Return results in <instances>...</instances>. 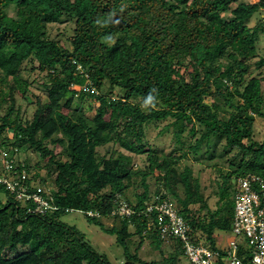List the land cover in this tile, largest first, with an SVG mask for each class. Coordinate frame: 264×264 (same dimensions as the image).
I'll return each instance as SVG.
<instances>
[{
	"label": "trees",
	"instance_id": "16d2710c",
	"mask_svg": "<svg viewBox=\"0 0 264 264\" xmlns=\"http://www.w3.org/2000/svg\"><path fill=\"white\" fill-rule=\"evenodd\" d=\"M259 11L264 0H0V145L16 152L34 148L51 178L48 189L22 180L28 193L48 202L42 212L0 184L6 197L0 199V264H111L62 220L79 211L115 236L122 264H181V246L160 238L157 214L112 215L132 186L142 188L135 202L124 197L132 209L143 210L155 197L174 199L190 227L219 249L215 234L231 230L236 179L264 177V141L254 137L256 119H264V73L247 80L253 68L264 69L256 49L264 22L247 25ZM67 24V45L51 38L54 26ZM29 59L43 74L46 100L37 97L33 118L23 120L14 96L28 100L29 82L20 71ZM153 89L157 103L142 107ZM84 98L98 102L93 116L73 108ZM163 120H171L162 131L173 128L179 156L159 154L146 142L147 127ZM220 140L223 151L236 152L221 174L219 207L211 211L190 167L177 166ZM105 146L109 157L98 152ZM115 147L146 155V164L134 169L133 157ZM14 166L20 174L29 171ZM155 172L152 199L148 179ZM104 218L119 225L106 227ZM144 241L159 254L163 243H174V250L168 259L148 261L139 255Z\"/></svg>",
	"mask_w": 264,
	"mask_h": 264
},
{
	"label": "rangeland",
	"instance_id": "374dc122",
	"mask_svg": "<svg viewBox=\"0 0 264 264\" xmlns=\"http://www.w3.org/2000/svg\"><path fill=\"white\" fill-rule=\"evenodd\" d=\"M246 3H253L254 0H243ZM12 14V13H11ZM260 20L264 22V11H259L255 15H253L247 22V25L253 27ZM71 25H60L54 26L50 30L51 38L57 39L62 43L66 44L68 37L71 35ZM256 49L258 51V56L264 58V35L261 34L259 41L256 45ZM259 58H256L254 61H257ZM35 64L32 59L26 60L22 63L21 66V77L29 82V92L27 93L28 100H25L21 97L20 93L15 94V109L19 111V117L23 120H30L33 118V115L36 112V103L37 97H40L42 101H45V95L43 94L40 83L43 78V74H39L38 71L34 70L33 67ZM264 73V69L253 68L247 77V80L253 77H259ZM73 108L81 109L86 112L88 116H93L96 108L98 107V102L95 100H91L89 98H84L83 100H74ZM171 123V120H163L158 122L156 125H150L146 129V142L148 145L157 151L159 154L164 155H172L179 156L181 154L180 150L175 145L174 136H173V128L169 127L167 130L162 131L165 126H168ZM254 137L257 141H264V119H256L255 122V131ZM196 138V137H195ZM195 138H189V142H192ZM223 140L214 141L211 145L206 146L205 144L202 146V153L197 158H194L193 155H189L187 160L181 161L177 170L181 171L185 166L190 167L191 169V178L197 179L200 185V192L203 194L204 200L207 201L209 210L213 211L219 207V197L217 195V189L219 185L222 183L221 174L227 171V166L235 154L236 150L223 151ZM116 150L123 151L127 155H131L133 157V168L139 169V167H143L146 164V155H134L126 152L119 147H115ZM0 150L3 151V154L0 153V173L4 170V160L9 157L13 163H18L25 165L29 171L26 173V176L31 179L32 186H38L41 189L50 188V172L46 165V162L41 160L39 154L35 152L34 148H27L16 152L14 148L11 147H2L0 145ZM110 146L98 148V152L101 155H105L109 157ZM55 153H60L61 149L59 147H54ZM217 163V166L214 164ZM36 175L37 178H36ZM155 176L157 173L155 172L153 178L148 179L150 196L153 199L154 189H155ZM43 180L44 182L40 181ZM142 192L141 187L132 186L129 190H127L126 195L123 196L127 198V200L131 202H135V195L140 194ZM0 199L2 202L6 201V197L3 194H0ZM173 202L176 200L171 199ZM190 209L192 211H198V205H191ZM207 210L202 211V215H205ZM62 220L72 226H75L81 232H83L87 238V240L91 243V245L100 253L105 254L111 264H122V253L123 250L120 246H118L115 242V236H111L109 234H105L101 231L97 226L91 225L87 222L85 217L82 214L77 212L66 214L62 217ZM102 222L106 227H112L113 225H119V221H115L113 218H104ZM129 231L131 233H135V228L130 227ZM218 245L222 248L225 245V238L227 234H223L217 232L215 234ZM137 240V237L134 236L132 241ZM143 249L140 250L139 255L141 258L145 260H154L160 262L162 257L169 258V254H171L174 250V243H163L162 244V253L159 254L158 250L151 248L148 244V241H144ZM162 256V257H161ZM181 264H187L184 258H181Z\"/></svg>",
	"mask_w": 264,
	"mask_h": 264
},
{
	"label": "built area",
	"instance_id": "2783aa9c",
	"mask_svg": "<svg viewBox=\"0 0 264 264\" xmlns=\"http://www.w3.org/2000/svg\"><path fill=\"white\" fill-rule=\"evenodd\" d=\"M0 153L3 154V151L0 150ZM3 168L0 184L5 185L17 201H33L37 204L34 212L50 208L40 195L27 192V187L22 183V180L29 178L25 170L21 174L17 172L9 157L4 160ZM233 201L231 230L225 238V245L222 248L219 246V249H213L203 233L195 232L190 227L171 199L155 197L138 212L126 200L119 198L112 215L129 218L144 214L150 218L157 214L160 238L178 242L187 264H215L217 260H221L222 264H264V177L247 174L237 178ZM87 214L98 216L92 211ZM151 224L149 220L148 225Z\"/></svg>",
	"mask_w": 264,
	"mask_h": 264
},
{
	"label": "clouds",
	"instance_id": "9594fccd",
	"mask_svg": "<svg viewBox=\"0 0 264 264\" xmlns=\"http://www.w3.org/2000/svg\"><path fill=\"white\" fill-rule=\"evenodd\" d=\"M155 92L156 90L153 89L152 92L149 93V95L144 100L142 107L147 108L148 106H155V104L157 103V96L153 94Z\"/></svg>",
	"mask_w": 264,
	"mask_h": 264
}]
</instances>
